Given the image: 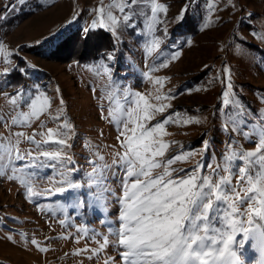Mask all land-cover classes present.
I'll use <instances>...</instances> for the list:
<instances>
[{
  "label": "rangeland",
  "instance_id": "rangeland-1",
  "mask_svg": "<svg viewBox=\"0 0 264 264\" xmlns=\"http://www.w3.org/2000/svg\"><path fill=\"white\" fill-rule=\"evenodd\" d=\"M158 2L168 7L167 14H160L165 20L163 27L167 28V34H163V28L156 33L163 41L162 54L149 56L145 43L150 37L141 36L139 31L125 32L121 42L115 45L113 38L103 30L85 36L82 29L91 22V10L98 0H25L23 5L19 0H0V44L11 53L8 57L11 64L0 55V116L7 121V124H0V137L14 140L12 134L15 132L32 135L34 131H44L39 127L41 121L46 127L56 126L47 116H41L31 127L11 126V117L18 111H28V108L14 109L9 96L18 92L21 95L39 94L33 85H39V90L50 98L62 95L66 115L77 133L70 141L74 145L70 154L77 169L73 175L83 181L84 174L91 171L88 160H95L94 152L98 151L110 164L119 148L117 128L109 120L101 119L111 106L108 96L115 90V82L121 92L139 91L154 97L158 89L159 93L173 97L170 101H162L171 103V107L158 114L151 124L170 115L177 119L176 113L180 114V119L194 117L202 121L200 124L171 123L165 126L169 135L164 138L174 142L169 157L181 152H199L202 141L208 140L218 159L229 139L228 133L221 129L223 121L218 112L223 107L222 93L227 91L225 67L230 70L233 96L256 115L264 113V42L259 39V34H264V0H232L235 8L226 0ZM213 2L215 7L210 8ZM186 6L187 11L182 13ZM180 15L183 19L177 22L175 18ZM100 35L106 36L107 42L102 48L109 49L90 61L77 59L91 55L94 49L102 46L95 41ZM74 39L78 40L75 47L72 45ZM175 52L181 55L171 60ZM108 53L115 56L114 62L103 59ZM161 62H167L169 66L159 67ZM104 64L111 65L110 77L97 74L96 66ZM6 68L9 73L4 75ZM149 76L164 78L162 86L154 85ZM58 107L56 99L53 112ZM101 108L105 112H101ZM241 143L246 149L253 148L242 139ZM20 148L22 151L35 150V146L26 141L21 142ZM200 159L195 156L174 167L191 169ZM57 179L53 170L45 169L32 184L36 191L44 192L51 187L50 181ZM112 186L119 191L118 179H112ZM70 202L64 195L55 193L30 198L18 180L0 177V264H103L108 256L119 259L112 247L91 260L87 259L88 253L72 255L86 245L93 249L97 247L96 240L80 238L77 242L76 237L80 235L77 229L81 225L89 229V236L92 230L98 234H108V231L103 223V213L87 212L81 216L71 207L62 211L60 206ZM118 208L115 202L109 204V219L115 220ZM61 220L66 223L62 225ZM32 239L48 251L40 252L31 243ZM257 258L252 242L247 241L243 256L245 264H256Z\"/></svg>",
  "mask_w": 264,
  "mask_h": 264
},
{
  "label": "snow or ice",
  "instance_id": "snow-or-ice-1",
  "mask_svg": "<svg viewBox=\"0 0 264 264\" xmlns=\"http://www.w3.org/2000/svg\"><path fill=\"white\" fill-rule=\"evenodd\" d=\"M226 2L236 7L232 0ZM24 3L25 0H19V4ZM209 7L214 8V2ZM91 11V22L82 29L85 36L103 30L115 45L121 42L125 32L139 31L141 36L150 37L145 43L147 54H162L163 41L156 33L163 28V34H167V28L163 27L165 20L160 16L168 12L165 4L158 0H108L107 3L98 0ZM186 11L187 6L182 13ZM175 19L179 22L183 15ZM259 39L264 42V34H259ZM0 55L11 64L8 60L11 53L3 44H0ZM180 55L175 52L171 60ZM103 59L114 62L115 56L108 53ZM168 66L167 62L159 65ZM96 67L97 74L111 76V65ZM223 71L227 74V91L222 93L223 107L218 112L223 121L221 129L228 133L229 139L218 159L208 140L202 141L199 152L187 151L169 157L174 142L164 138L169 135L165 126L202 121L194 117L180 119L176 113L177 119L170 115L151 124L158 114L171 107V103L162 101L173 97L159 93L158 89L154 97L139 91L121 92L113 82L115 90L108 96L111 106L101 119L109 120L117 128L119 148L110 164L98 151L94 152L95 160H88L91 171L84 174L83 181L75 179L73 174L77 169L70 154L74 145L70 141L77 133L66 115L63 96L50 98L39 90V85H33L39 94L18 92L9 96L14 109L28 108L11 117V126L31 127L41 116H47L56 126L46 127L41 121L39 127L44 131H34L32 135L15 132L14 140L0 137V177L18 180L30 198L53 193L64 195L71 202L61 205L62 211L71 207L81 216L87 212L105 214L103 223L108 234L92 230L89 236V229L81 225L77 229L80 234L77 242L80 238L96 240L97 247L86 245L73 252L75 256L88 253L87 259L91 260L112 247L119 259L108 256L103 264H245V243L251 241L258 253L256 264H264V113L256 115L233 96L230 70L225 67ZM8 73L6 68L3 74ZM148 78L154 85L163 84L164 78ZM56 99L60 107L53 112ZM101 112L105 109L101 108ZM0 124H7L2 116ZM241 139L253 148L246 149ZM22 141L34 145L35 150L22 151ZM195 156L201 159L191 169L174 167ZM45 169L53 170L59 179L50 181L51 187L44 192H38L32 180ZM110 176L118 179V192ZM113 202L119 205L115 220L108 218V207ZM60 223L63 225L66 221ZM31 243L40 252L48 251L35 239Z\"/></svg>",
  "mask_w": 264,
  "mask_h": 264
},
{
  "label": "trees",
  "instance_id": "trees-1",
  "mask_svg": "<svg viewBox=\"0 0 264 264\" xmlns=\"http://www.w3.org/2000/svg\"><path fill=\"white\" fill-rule=\"evenodd\" d=\"M106 36H104V37H102L101 35H100V37H95V41H99L100 43H101V45L104 43V45L107 43L106 41H105V38ZM62 43H65V40H63L62 41ZM61 43H59L58 44V46L60 45ZM77 44H78V40L77 39H74V40H72V45H73V47H75V46H77ZM104 45H102V46H100L99 48H97V49H94V52L90 55V53L88 54V55H85V57H81V58H77V59H80V60H83V61H90V60H93V59H96L99 55H100V53L102 52V51H104L105 49H109V48H102ZM72 49H74V48H72ZM86 49V48H85ZM87 52V51H86ZM91 52H92V50H91Z\"/></svg>",
  "mask_w": 264,
  "mask_h": 264
}]
</instances>
